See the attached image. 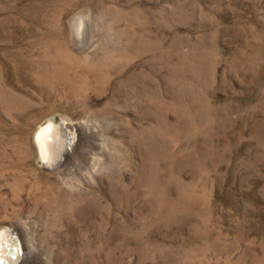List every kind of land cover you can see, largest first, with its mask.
Returning a JSON list of instances; mask_svg holds the SVG:
<instances>
[{
    "label": "rangeland",
    "instance_id": "1",
    "mask_svg": "<svg viewBox=\"0 0 264 264\" xmlns=\"http://www.w3.org/2000/svg\"><path fill=\"white\" fill-rule=\"evenodd\" d=\"M1 228L27 264H264V0H0Z\"/></svg>",
    "mask_w": 264,
    "mask_h": 264
},
{
    "label": "bare ground",
    "instance_id": "2",
    "mask_svg": "<svg viewBox=\"0 0 264 264\" xmlns=\"http://www.w3.org/2000/svg\"><path fill=\"white\" fill-rule=\"evenodd\" d=\"M65 126L50 122V124L40 127L36 133L35 143L39 157L48 166H53L54 163L56 165L62 159L65 160L74 146V139ZM64 131L66 135H64ZM65 136L70 138L69 142ZM16 238L12 230L0 229V264H16L20 257L22 259L19 264H27V251L21 252V246Z\"/></svg>",
    "mask_w": 264,
    "mask_h": 264
}]
</instances>
